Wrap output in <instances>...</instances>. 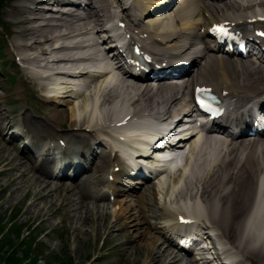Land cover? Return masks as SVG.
I'll return each mask as SVG.
<instances>
[{
  "label": "bare ground",
  "instance_id": "1",
  "mask_svg": "<svg viewBox=\"0 0 264 264\" xmlns=\"http://www.w3.org/2000/svg\"><path fill=\"white\" fill-rule=\"evenodd\" d=\"M41 1H45L44 6H41ZM71 1L21 0L14 7L10 15L15 16L14 20L11 21V26L15 28L14 30L12 29L14 32V40H12L13 48L22 56L23 64H37L40 67V62L45 61L48 72H50L49 70H61L64 66L75 67V70H78V73H74V75L64 74L59 71L56 74L52 73L58 79L59 83L57 85L60 86L52 88V91H49L44 84L45 81L50 80V75L41 74L42 72L30 69L29 67L22 70L23 80L32 89L39 91L45 89L48 95L51 93L50 96L64 99L65 105L69 107L71 113L72 123L69 130L76 131L70 134L73 138H82V132L85 127H91L95 131H99V127H103L106 121H108V117L100 120L99 110L101 113L105 110V114L111 115L106 110L107 107L114 104L117 100H122L127 94L135 96L137 94V99L131 106L140 107L141 109H136L135 113L148 112L144 110L146 107L153 112L151 114H160L162 118L174 119L181 115L185 117L188 114L192 102L191 94L188 90L194 83L209 84L218 93L226 91L230 93L241 92V96L244 98L257 95L259 90H262L261 94L264 93V67L262 65L257 67L252 63L243 62L231 56H225L219 54V52L215 53L211 48H209L208 55L206 56V58L208 57L207 61L198 71L196 70V75L194 74L192 78L190 77V79L184 81L182 85L177 83L142 85L145 83H135L132 79L127 81L128 77L115 82L113 76H108V73L102 76L103 79L98 78L101 75L93 76L84 70L86 64L93 62L92 57L95 54H101L102 49L100 48L98 37L91 36V32L87 26L77 21L74 22V19L77 17H74L73 13L58 14L56 12L57 10H65L69 6H72L70 5ZM133 1H139L141 7L138 4L136 7L139 11L143 10L142 13H144L148 4L144 5L143 0ZM27 3L37 6L30 8L26 5ZM101 3L102 0H93L91 5H99ZM181 3L182 13L180 16L184 17V21L179 27H174L171 22H167L166 26H162L157 23L160 22L159 19L155 20L156 23L152 20L150 22L151 24H156L159 30L158 34L163 35L165 40H168L170 48L174 49L177 53L184 54L188 51V46L193 47V39L188 38L191 34H194V28L197 25L201 26L203 18L200 12L195 13L193 11V4L189 0H184ZM246 4H242L243 6L241 7L240 3H236V5L227 7L225 10L220 9L218 14L224 15V18L226 17L225 21L231 20L232 16H241L249 19L256 17L255 14L264 16V0H247ZM197 5H200V1ZM52 6H54V9ZM159 10L163 11L165 9ZM203 10L209 11L210 8H204ZM257 25L264 28V23L257 22ZM58 42L61 43V46L56 47ZM29 52L34 53L29 55ZM74 53L80 54L81 57L77 59L73 58ZM196 54L195 50H191L186 53V56ZM185 61L187 59H183L180 62ZM53 67H56V69ZM61 77L69 79L87 78L90 80L87 84V91H90V93H72L75 91L71 86L72 82L68 79L61 82ZM252 80L254 84L250 85L249 82ZM66 93H72L73 95L69 96ZM48 97L46 95V98ZM76 97L81 98V103L72 105L73 99ZM99 100L101 101L99 102ZM3 101L4 96L0 95V102ZM90 101H92L94 109L92 110L93 114L87 116ZM47 111H52V115L56 121L60 119L59 117L65 118L66 116L65 110L60 111L49 108ZM82 113L85 116H80ZM95 114L99 116L95 117ZM23 122L36 137L42 138L49 130L46 120H35L28 114L23 116ZM179 123H182L180 119ZM8 127L9 124H6V117L0 118V132ZM208 143L209 141L207 140L206 144ZM253 143L256 144V140ZM246 150L241 144H238L235 148H232V145H228L226 152L221 155L218 164L213 166L210 169L211 171L204 170V164L195 162L197 173L194 177H187L181 186L176 184L173 187L153 188L152 195H143L140 198L139 205H142V207L150 205L152 208H159L165 211V216H168L172 215L171 206L173 204H180L186 200L193 201L200 198L201 200L198 199L191 204L195 207L198 204H202L205 207V211H203L204 218L209 221L213 228L219 231L217 235L219 242L231 246L242 260L248 261V264H264V237L259 238L255 230L247 227L248 224L246 222V219L249 220L251 216L249 211L247 212V209L251 205V201L254 203L255 198H257V189L254 187V182L252 180L246 182L247 179H251L250 177L247 178V175L251 176L253 173L257 175V172L264 166V149H261L256 162L254 161L256 150L251 151L249 163L247 166H244L243 156L248 154ZM9 152L10 149L0 143V165L6 162L7 166H9L6 171L11 173L18 172L19 177L23 179H26L28 176V171L31 172L30 174H33L32 181L36 182L38 184L37 187H39L35 193L31 194L34 202L46 200L52 194H55L57 196V203L53 204V206L57 207L59 202L56 211L61 212L73 208L71 212L75 214L80 210V208L76 207L78 203L74 199V197H77V199L82 200V207L87 209L85 217L80 219L86 223L85 221L89 219V212L92 211L86 204L85 197L87 195L85 196L81 190L76 192L77 186L73 184L70 186H66L65 184L58 185L55 189H52V182L45 180L39 173V170L34 165H30V157H24L25 161L11 157L14 161L17 159L12 164V161L10 162L6 158ZM206 153L205 151L204 155ZM239 153H241L240 161H238ZM193 154H195V151H193ZM107 159L103 158L104 162L109 164V159ZM231 173L233 174L231 175ZM12 180L15 181L16 178H12ZM84 181L85 179H82L80 182L78 181L74 184L77 183L79 187ZM115 181L117 185L120 184L119 180ZM36 183L35 185H37ZM161 189L165 195L164 204L157 207L156 195L161 192ZM117 190L121 192L124 189L118 187ZM126 190L130 189L126 188ZM47 191L49 193H46ZM254 206L253 204L250 209L254 208ZM82 209L85 210L84 208ZM141 209L139 208V215L142 213ZM185 209L189 212L187 207ZM111 213L115 221L110 224V228L119 230V236L124 238L125 242L136 243L138 251L144 258V264H184L185 258L175 254L169 246L165 247L163 245L165 242L162 244V237L153 234L149 226L143 225V227H138L141 222H138L139 218L136 214L132 213L129 206L122 207L120 205V208ZM256 214H263L261 207H258ZM110 215L109 212H106L105 217L108 218ZM242 215H244L245 224L242 220L237 222ZM38 216L41 215L39 214ZM252 218L255 219L256 215H253ZM75 229L79 233L83 231V228H79V230L76 227ZM129 249L128 247L126 252ZM213 257H215V253ZM188 260L191 261L190 259Z\"/></svg>",
  "mask_w": 264,
  "mask_h": 264
},
{
  "label": "rangeland",
  "instance_id": "2",
  "mask_svg": "<svg viewBox=\"0 0 264 264\" xmlns=\"http://www.w3.org/2000/svg\"><path fill=\"white\" fill-rule=\"evenodd\" d=\"M20 1L4 0L0 5V29H4V33L0 34V56L4 51L12 49L11 21L15 16L10 14ZM11 69L3 68V73L0 74V83L3 86L0 87V95H6L4 102L0 103V118L11 112L10 108L12 111L17 110L20 103L14 105L15 100L11 97L23 91L20 86V71L14 70L15 73L11 75ZM7 76L15 79L16 84L11 85L6 81ZM21 95L24 96L22 92ZM35 97V93L32 94V99ZM55 100L59 102L56 108L65 110L66 119L71 118L65 101ZM79 102L81 103V100H73L71 103L73 105ZM27 113L32 116L30 109ZM0 140L1 145L10 149L7 154L10 158H6L12 161V164L22 158L1 137ZM11 157L17 159L14 161ZM8 167L6 162L0 165V264H144V258L136 243L125 242V239L119 236V230L110 228V224L115 221L111 212L120 208L121 202L110 205L98 203L99 208L90 204L92 211L84 223L80 219L85 217L87 209L82 207L81 200L76 204L80 210L75 214L71 212L73 208L57 212L59 202L57 207L53 206L57 203L55 194L46 200L34 202L31 194L39 187L32 181L33 174L28 171V176L23 179L19 177L18 172L5 171ZM12 178L16 180L13 181ZM52 182L54 189L59 182ZM134 200L135 202H131L128 199L126 203L135 207L137 199ZM106 212L111 214L108 218L105 217ZM39 214L41 216H38ZM76 227L83 228V231L77 232ZM128 247L130 249L126 252Z\"/></svg>",
  "mask_w": 264,
  "mask_h": 264
},
{
  "label": "snow or ice",
  "instance_id": "3",
  "mask_svg": "<svg viewBox=\"0 0 264 264\" xmlns=\"http://www.w3.org/2000/svg\"><path fill=\"white\" fill-rule=\"evenodd\" d=\"M262 19H264V17H262ZM213 31H217L219 32L221 35L223 36H230L231 33H229V31L227 30V28L224 25H217L213 28ZM261 36H264V32L260 33ZM201 105L204 107H207L206 104H204L203 101H200Z\"/></svg>",
  "mask_w": 264,
  "mask_h": 264
},
{
  "label": "trees",
  "instance_id": "4",
  "mask_svg": "<svg viewBox=\"0 0 264 264\" xmlns=\"http://www.w3.org/2000/svg\"><path fill=\"white\" fill-rule=\"evenodd\" d=\"M3 0H0V3L2 2Z\"/></svg>",
  "mask_w": 264,
  "mask_h": 264
}]
</instances>
